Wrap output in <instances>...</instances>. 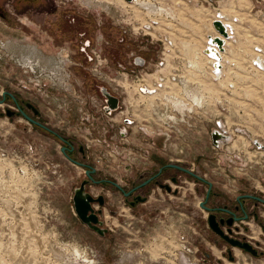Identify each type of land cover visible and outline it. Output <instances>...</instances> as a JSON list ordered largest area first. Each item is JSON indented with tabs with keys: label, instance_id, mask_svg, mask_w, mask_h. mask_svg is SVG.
Returning <instances> with one entry per match:
<instances>
[{
	"label": "rangeland",
	"instance_id": "rangeland-1",
	"mask_svg": "<svg viewBox=\"0 0 264 264\" xmlns=\"http://www.w3.org/2000/svg\"><path fill=\"white\" fill-rule=\"evenodd\" d=\"M59 1L77 3L92 21L107 22L106 41L120 29L125 68L110 67L108 80L102 81L93 75L96 69L104 71L99 63L86 64L91 71L78 70L68 44L33 40L44 33L21 32L2 21L0 34L6 40L0 39V92L11 90L39 104L44 120L77 150L83 148L73 158L95 167L96 179H112L128 189L161 166L176 163L212 182L217 197H210L209 205L234 202L242 194L264 198V152L252 140L264 130V70L252 63L255 56L264 60V0H138L131 6L134 1ZM223 12L235 36L228 42L223 82L217 83L204 50L209 36L218 35L213 20ZM102 34L98 29V45ZM139 57L146 64L135 66ZM86 73L114 89L121 98L118 111L106 113L99 93L84 94ZM141 86L155 90L152 106L141 100L151 95ZM4 107L0 264H171L168 246L177 247L179 233L198 246L199 264H264V256L239 248L234 249L235 261L225 257L226 245L218 243L209 212L200 206L208 185L171 169L160 182L168 180L172 191L151 183L143 195L147 199L135 207L122 192L92 185L90 193H101L107 201L102 220L108 231L98 234L74 206L75 189L86 179L87 168L61 152L60 140L8 117ZM218 120L230 135L219 147L211 136ZM256 210L259 217L248 220L246 234L264 250V206Z\"/></svg>",
	"mask_w": 264,
	"mask_h": 264
},
{
	"label": "flooded vegetation",
	"instance_id": "flooded-vegetation-1",
	"mask_svg": "<svg viewBox=\"0 0 264 264\" xmlns=\"http://www.w3.org/2000/svg\"><path fill=\"white\" fill-rule=\"evenodd\" d=\"M2 21L6 24L5 27L10 28V26H12L21 32L30 34H32L33 32L44 33L45 36L40 34L37 36L34 35V38H32L33 40L68 44L72 48V55L76 59H78V70L83 72V69H89V71H91L90 68L86 66V64L95 65L96 63H99L100 68L104 71L98 72V70L96 69V73L94 72L93 75L102 81L106 82V80H108L105 75L111 72L110 67H124L122 64V40L120 39L121 37L119 34L120 29L115 28L114 37L109 36V41L104 40V36H107V22H101L100 24L99 22L92 21L89 18V15H86V12L81 10L80 5L77 3L63 2L59 0H0V24L4 25ZM98 29L103 33L100 45L96 44V32ZM0 39L6 40V38L1 34ZM102 56H104V62L100 61ZM134 61L135 66H143L144 64H146V60L140 57L136 58ZM83 78L84 80L82 86L84 89V94L86 95V90L89 93H99L104 100L103 109L106 113L112 115L114 112L120 109L122 105L121 98L118 96V94H116L115 91H113L114 89L112 90L109 86L96 82L94 78H89L87 76V73ZM141 88H143L142 91L145 92L144 94L154 93L152 88L145 86H141ZM0 100H2L0 106L5 105L2 110L3 114H6L12 119L18 117L19 121L23 120L25 121V123L31 125L32 128H35L40 132L49 134L57 140H60L62 142L61 148L65 146L66 153L69 154L72 158L73 156H76L78 152L81 153L83 151V148H79V150H77L72 140H70L67 136L61 134L59 131L50 126L49 122L44 120L43 112L39 104L23 98L21 94L6 89L0 92ZM28 117L33 118L46 127H42L31 122ZM126 121L127 123H133V120L130 118H126ZM165 165L161 166L155 173L148 176L147 178L143 179V177H141L140 182L134 183L128 189H125L120 184L123 187L124 191L120 190L114 184L108 181L112 179H96V171L95 173L91 174L92 178L96 182L86 175V179H84L88 181L86 185V191L90 192L89 188L92 185H107L115 189L116 191L122 192L123 194L125 192H130L128 195L124 194V196L128 200L130 206L135 207L139 202L145 201L147 199L143 195H145V189L151 183H153L154 185L160 184L162 185V187H165L164 185H169L168 180H165L163 183L160 182L162 176L166 174L167 169L184 172L176 168L164 167ZM161 168H163V170L159 176L154 178L148 184L142 187L139 186L142 182L159 172ZM176 171L172 173H176ZM170 179L174 182H177V177L175 176V174H172L170 176ZM135 187L137 188L134 189ZM212 193L213 191L211 190L210 196L206 202V206L209 208V210H207L209 212V215L214 216V222L217 229L224 235H227L230 239H234L243 243H250L257 252L254 254L246 251L245 249L239 248L238 246H234L232 243H230L229 240H227L222 234H220V232L214 231L212 229L214 234L217 236L218 243L226 245V252L224 253L225 257H227L230 261H235V248H239L243 253H250L255 257L264 256L263 248L255 245L251 240L253 239V237L246 234V231L248 229L246 225L249 224L248 220H250L252 216L255 219H258L259 214L256 209L259 208L260 205L264 206V202L255 198L247 197L246 195L248 194H242L237 196L234 202L231 201L226 203L216 201L215 203L209 205L210 197L215 196ZM252 195L258 196L255 194ZM100 196H104V204L100 205L99 201H95L92 203V206L96 209L100 220L103 221V228L105 227V223L102 218L105 217L107 201L105 195L101 193L94 196V198L97 199ZM216 197L217 196H215V198ZM258 197L263 198L262 196ZM230 253L234 258L233 260L230 259ZM217 262V264H219V260Z\"/></svg>",
	"mask_w": 264,
	"mask_h": 264
},
{
	"label": "water",
	"instance_id": "water-1",
	"mask_svg": "<svg viewBox=\"0 0 264 264\" xmlns=\"http://www.w3.org/2000/svg\"><path fill=\"white\" fill-rule=\"evenodd\" d=\"M127 1L132 2L134 0H127ZM213 26L216 29V31H218V33H219L220 36L219 35L218 36H215V37L214 36H209V45H208V47L204 51L209 56L216 58L217 61L214 64V68H215V71L217 72L222 67L221 66V55H220L219 51L217 50V48L220 51H225L224 50V47H225V39H227L229 37V35H228V32H227V25L222 21V19L220 18V15H218V17L215 20H213ZM215 46L217 48H215ZM142 90H143V88H142ZM0 103H2V100H0ZM28 119L31 122H33V123H35V124H37L39 126L46 127L43 124H41L40 122L34 120L33 118L28 117ZM218 125H219L220 128H222V122L221 121H218ZM211 136H212V140H213L214 144L216 146H218V147L220 146V143L229 140V135L227 133H225V131H221L219 129H215L214 131H212ZM256 144L259 147H261V145L258 142H256ZM61 151L64 153V155L69 160H71L75 164H77L79 166H82V167H86L87 168L86 171H85L86 172V175L88 177H90L93 181H95L92 178V176H91L92 173H95L97 171L95 167H93V166H91L89 164H85L83 162H79V161L73 159L69 154L66 153V147L65 146H63L61 148ZM164 167L179 169V170L184 171L187 174L195 177L199 181L206 183L208 185V190H207V193H206V198H205L204 201H202L200 203V206L202 208L206 209V210H209V208L206 206V202H207V200H208V198L210 196V193H211V190H212V187H213L212 182L208 181L203 176H200L199 174L193 172L192 170H190V169H188V168H186V167H184L182 165L176 164V163H168ZM162 170H163V168H161L159 170V172H157L156 174H154L153 176H151L150 178H148L147 180H145L144 182H142L139 186L142 187V186L148 184L154 178H156L157 176H159L160 173L162 172ZM108 181L111 182L112 184H114L120 190L124 191L123 187L118 182L112 181V180H108ZM87 182H88L87 180H84L81 183V185L75 189V193H74V197H73L75 210H76V213H77L78 217L81 219L82 222H84L90 228H92L94 231H96L98 234H100V235L103 236V235H105L107 233L108 229L102 228L103 221L100 220L99 215L96 212V209L92 206V203L95 202V201H99L100 205H103L104 204V199H103L104 196H100L99 198L95 199L94 196L90 192L86 191ZM164 186L166 187V189L168 191H171L172 190V188L169 185H164ZM136 188L137 187H135L134 189H136ZM129 193L130 192H125L124 194L125 195H128ZM246 196L247 197H250V198H255L257 200H260V201L264 202V199L263 198H260L258 196H254V195H251V194H248ZM208 221H209L210 227L214 231L220 232L217 229V227H216V224L214 222V216L213 215H209ZM220 234H222L234 246H238L239 248L245 249L246 251L251 252V253H254V254L257 253L256 250L254 249V247L250 243H248V242H244L243 243V242H240V241H236L234 239H230L227 235H224L222 232H220ZM230 259L231 260L234 259L231 256V253H230Z\"/></svg>",
	"mask_w": 264,
	"mask_h": 264
},
{
	"label": "built area",
	"instance_id": "built-area-1",
	"mask_svg": "<svg viewBox=\"0 0 264 264\" xmlns=\"http://www.w3.org/2000/svg\"><path fill=\"white\" fill-rule=\"evenodd\" d=\"M227 32L229 35L228 38H230V29H229L228 25H227ZM234 36H235V33H233V37H232L233 39H234ZM214 64H215V62L213 63V71L215 73H218L219 71H217V72L215 71ZM221 66L223 67L222 60H221ZM159 85L162 86V82ZM153 91L155 92V90H153ZM218 121L222 122V128L219 127ZM218 121H217L218 127L216 129H219L221 131H225V133H227L228 131L225 129L223 121L222 120H218ZM263 128H264V120H263ZM260 137H261L260 139L253 138L252 140L256 146H258L256 144V142H258L261 145V147L258 146V148H260V152H264V130H263L262 135ZM175 237H177V241H178L177 247L176 246L174 247V245L168 246L169 252H167V255L171 256V260H172L173 264H199V261L201 262V258H200L198 246L193 244V242L186 236L185 233H179V234L175 235ZM128 255L131 256V254H128ZM151 257L153 258L152 255H151ZM121 258H124V257H121ZM121 262L123 263V259L121 260ZM172 262H171V264H172ZM134 264H136V263H134ZM138 264H142V262H139Z\"/></svg>",
	"mask_w": 264,
	"mask_h": 264
},
{
	"label": "bare ground",
	"instance_id": "bare-ground-1",
	"mask_svg": "<svg viewBox=\"0 0 264 264\" xmlns=\"http://www.w3.org/2000/svg\"><path fill=\"white\" fill-rule=\"evenodd\" d=\"M120 1H123V0H120ZM133 2V1H132ZM138 4V0H134V2L132 3V4H130V6L131 5H133V4ZM141 5L144 7V6H148V4L147 3H141ZM165 11V10H164ZM222 12V11H221ZM219 15H220V18L222 19L226 14H224V12H223V15L222 14H220L219 13ZM223 16V17H222ZM227 16V15H226ZM222 21H223V19H222ZM225 24H227L228 25V27H229V29H230V38H227V39H225V47H224V50L225 51H220L216 46H215V48H217V50L219 51V53H220V55H221V60H222V65H223V61H225V56H224V54H226V52H228L227 50H228V48H227V46H228V42L230 41V40H232L233 38V33H234V28L232 27V25L231 24H228L227 22H225V21H223ZM218 35H219V33H218ZM218 35H215V36H218ZM214 36V37H215ZM220 36V35H219ZM222 37V36H221ZM223 38V37H222ZM183 45L184 46H186V49L188 50V51H191V49H192V46H190L189 44H187L186 42H183ZM209 45V44H208ZM260 51L262 52V50H261V48H260ZM188 55V57L189 58H191V56H189V53L187 54ZM169 55H167V57H168ZM209 56V55H208ZM210 58H211V60H212V66H213V63L214 62H216V58H214V57H211V56H209ZM191 62H189V65H193V66H196V65H194L193 63H197V62H195L193 59H189ZM252 63L253 64H255L257 67H259L260 69H262V70H264V60L262 59V58H260L259 56H255V58H254V60H252ZM223 67H224V65H223ZM223 67L221 68V69H223ZM202 68V66H199V67H197V69H199V70H201V72L204 70H202L201 69ZM225 68V67H224ZM219 70V72L218 73H215L214 71H213V69H212V73H214L213 75H215V80L217 81L218 80V78H222L223 77V73H222V70ZM167 71H169V70H167ZM191 75H195L194 73H191ZM159 76V75H158ZM217 77V78H216ZM157 78V77H156ZM190 79H192L191 77H189V79L187 78L186 79V81L187 82H190L191 80ZM146 81H148V82H152V81H154V78H151L150 80L148 79V80H146ZM167 83V82H166ZM222 83V82H221ZM224 84V83H223ZM167 85H168V83H167ZM127 87V85H126V83L124 84V87ZM169 86V85H168ZM201 86V85H200ZM166 87V86H165ZM164 87V88H165ZM170 87V86H169ZM202 87V86H201ZM163 88V89H164ZM167 88V87H166ZM126 89V88H125ZM130 88H128L127 87V91L129 90ZM138 89H136L135 91H137ZM134 92V91H133ZM130 98V97H129ZM155 98H156V94H151V95H144L142 98H141V100H143L144 102H147L148 103V105H150V106H152L154 103H155ZM142 101V102H143ZM139 102V101H138ZM137 102L135 101V104H136ZM234 147H238L239 145H238V143L236 142V143H234V145H233ZM154 256V255H153Z\"/></svg>",
	"mask_w": 264,
	"mask_h": 264
},
{
	"label": "crops",
	"instance_id": "crops-1",
	"mask_svg": "<svg viewBox=\"0 0 264 264\" xmlns=\"http://www.w3.org/2000/svg\"><path fill=\"white\" fill-rule=\"evenodd\" d=\"M227 48H228V46H227ZM224 56H225V54H224ZM225 63H226V62H225V61H223V65H224V67H225V68L223 67V69H222V73H223V74H224V70H226V69H227V68H226V65H225ZM213 74H214V73H212V75H213ZM223 76H224V75H223ZM212 77H213V78H214V80H215V75H213ZM216 78H217V77H216ZM222 79H223V77H222V78H218V80H217L216 82H217V83L223 82V80H222Z\"/></svg>",
	"mask_w": 264,
	"mask_h": 264
},
{
	"label": "trees",
	"instance_id": "trees-1",
	"mask_svg": "<svg viewBox=\"0 0 264 264\" xmlns=\"http://www.w3.org/2000/svg\"><path fill=\"white\" fill-rule=\"evenodd\" d=\"M191 176V175H190ZM191 177H193V176H191ZM194 179H196L195 177H193ZM197 181H199L198 179H197Z\"/></svg>",
	"mask_w": 264,
	"mask_h": 264
}]
</instances>
